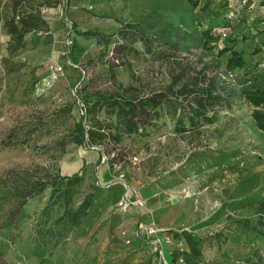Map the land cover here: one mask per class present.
Returning a JSON list of instances; mask_svg holds the SVG:
<instances>
[{
	"label": "rangeland",
	"instance_id": "rangeland-1",
	"mask_svg": "<svg viewBox=\"0 0 264 264\" xmlns=\"http://www.w3.org/2000/svg\"><path fill=\"white\" fill-rule=\"evenodd\" d=\"M73 1L75 7L58 17L42 0H22L19 11L38 15L48 28L26 33L22 47L8 52L9 35L1 17L10 12L8 0H0V213L11 199L1 180L8 168L54 165L59 175H69L79 172L83 159L84 185L94 183L99 190L93 193L82 224L51 255L30 241L34 213L46 202L49 187L30 198L29 217L11 232L13 239L6 243L2 260L7 264H183L180 259L167 260L172 249L184 248L170 231L205 235L223 228L227 235L223 243L203 242L200 264H264L262 236L237 224L225 228L229 220L249 216L248 205L264 199V135L242 99L230 111L218 110L213 124L195 131L171 135L175 117L165 116L144 136H123L116 145L124 161L120 167L97 163L96 153L84 143L66 142L63 147L58 143L79 120V103L72 94L81 82L79 69L92 72L97 87L105 76L104 64L97 60L102 45L96 37L85 38L78 32L108 31L112 26L108 23L116 20L133 23L146 33L159 34V41L173 43L192 67L214 61L221 72L226 53L216 56L214 50L226 39L216 38L217 33L264 34V0L239 6L229 0ZM42 7L46 13L39 12ZM64 38L71 39L69 46H63ZM133 46L138 54L128 56L130 66L115 69L117 81L157 89L165 85L172 70L169 61L143 53L138 41ZM244 60L243 68L219 76L236 92L242 85H264V45ZM50 64L63 66L55 80L49 76ZM98 117L107 118L103 112ZM123 178L140 192L144 207L123 211L118 206ZM84 185L74 202L86 191ZM59 211L53 205L51 217Z\"/></svg>",
	"mask_w": 264,
	"mask_h": 264
},
{
	"label": "trees",
	"instance_id": "trees-1",
	"mask_svg": "<svg viewBox=\"0 0 264 264\" xmlns=\"http://www.w3.org/2000/svg\"><path fill=\"white\" fill-rule=\"evenodd\" d=\"M190 1L195 4L193 0ZM229 1L230 4L241 5L239 0ZM21 2L22 0H8L10 14L1 17L2 27L9 35L6 45L8 52L22 47L26 33H42L41 30L47 31L48 28L46 21L38 15L25 9L19 11ZM249 2L251 0H246L242 5ZM41 3L53 7L58 17L64 15L68 8L75 7L73 0H64L62 4L60 0H42ZM60 6L61 15L58 13ZM88 20L90 22L92 18L89 17ZM71 24L66 23L68 28ZM108 24H112L108 31L86 29L78 32L85 38L96 37V41L102 45L97 60L103 62L105 76L97 87L95 79L92 78L93 73L86 71V77L75 87L74 96L81 103L83 113L79 112V120L73 125L67 138L58 141L62 147L66 142L84 143L87 149L96 153L97 163H101L102 154L106 157L105 163L120 167L124 161L116 145L123 136H144L147 134V128L155 126V123L165 116L175 117L171 133L195 131L203 124H213L217 119L218 110L230 111L237 99L249 104L250 116L256 128L264 135V85H242L236 92L230 83L219 77L220 74L227 76L233 68H243L244 57L261 50L264 34L258 33L255 37L242 32H225L222 36V32H218L216 38L221 35L226 39L218 51L214 50L216 56L226 53L224 70L219 72L215 69L214 61L209 65L202 63L201 68L192 67L186 62V57L175 49L173 43L159 41V34L157 37L155 33H146L129 22L116 20ZM203 33L207 34V31ZM207 36L214 38L209 33ZM136 41L141 44L143 53L149 54L155 60L166 59L172 65L168 82L158 89L141 84L123 86L116 79L115 69L121 65L130 66L128 56L138 54L133 46ZM109 43L110 48L107 47ZM102 52L103 54H100ZM100 112L107 118L100 119ZM97 146H100V150L94 148ZM83 163L82 159L79 172L69 175H59L54 165V173H51V166L40 165L8 168L2 173V183L11 199L6 209L0 213V264H7L2 260V256L6 243L12 242L14 233L11 232L20 228L29 217L28 200L41 194L46 187H49V192L43 207L38 213H34L36 218L30 241L47 255H51L53 249L63 245L71 233L82 224L89 212L92 195L99 190V186L94 183L84 185ZM92 177L95 182L94 173ZM83 185L86 191L74 202V195ZM119 188L121 190L120 185ZM53 205L60 211L51 217ZM248 207L251 209L249 216L229 220L230 216L226 215L229 222L224 227L237 224L244 229L255 231L264 238V199H258ZM170 232L173 239L182 240L184 244L183 249H172L169 252L171 263L180 259L183 264H199L203 242L219 245L227 238L223 228L205 235H196L186 229Z\"/></svg>",
	"mask_w": 264,
	"mask_h": 264
},
{
	"label": "built area",
	"instance_id": "built-area-1",
	"mask_svg": "<svg viewBox=\"0 0 264 264\" xmlns=\"http://www.w3.org/2000/svg\"><path fill=\"white\" fill-rule=\"evenodd\" d=\"M61 4L64 2V0H60ZM246 2V0H239V3L240 4H244ZM39 12L42 14V13H45L46 12V8L45 7H42L41 9H39ZM58 13L61 15L62 14V8L60 6L59 8V11ZM230 14V12H229ZM262 15L264 16V11L262 13ZM225 33V31H223L221 33V35L223 36ZM63 46L64 44L66 46H69L71 44V39L69 38H64L63 39ZM61 54H64V52L62 51ZM66 64L67 65H70V66H74L72 65V63H70L69 61H66ZM62 69H63V66L60 65V64H53V65H49L48 66V70H49V73H50V79L51 80H55L62 72ZM79 72H80V78L81 79H84L86 77V72L85 70L83 69H79ZM231 73H228L227 76H230ZM224 76V75H223ZM80 79V81H82ZM79 83H77L76 85H78ZM74 94V93H72ZM77 102L79 103V112L80 113H83V107L81 105V103L79 102V100L76 98ZM171 135H176L174 133H171ZM98 150H100V146H97V147H94ZM106 160V157L104 155L101 154V157H100V162L101 163H104ZM122 177V174H119L118 175V178H121ZM121 197L119 198V201H118V206L121 207V209L123 211H126V210H129L131 208H142L144 207V204H145V200L144 198L142 197V195L140 194L139 191H137L136 189H132L129 184H128V181H126L125 178H123L121 184ZM153 231L152 228H149L147 230V233L150 234L151 232Z\"/></svg>",
	"mask_w": 264,
	"mask_h": 264
},
{
	"label": "crops",
	"instance_id": "crops-1",
	"mask_svg": "<svg viewBox=\"0 0 264 264\" xmlns=\"http://www.w3.org/2000/svg\"><path fill=\"white\" fill-rule=\"evenodd\" d=\"M170 259V256H169V253L167 254V260H169ZM200 264V263H199Z\"/></svg>",
	"mask_w": 264,
	"mask_h": 264
},
{
	"label": "bare ground",
	"instance_id": "bare-ground-1",
	"mask_svg": "<svg viewBox=\"0 0 264 264\" xmlns=\"http://www.w3.org/2000/svg\"><path fill=\"white\" fill-rule=\"evenodd\" d=\"M66 166V165H65ZM87 224V223H86Z\"/></svg>",
	"mask_w": 264,
	"mask_h": 264
}]
</instances>
